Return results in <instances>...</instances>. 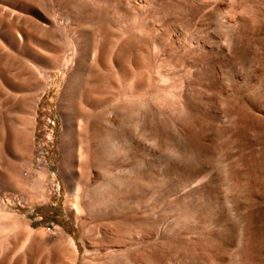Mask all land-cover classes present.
I'll return each mask as SVG.
<instances>
[{
  "label": "rangeland",
  "instance_id": "rangeland-1",
  "mask_svg": "<svg viewBox=\"0 0 264 264\" xmlns=\"http://www.w3.org/2000/svg\"><path fill=\"white\" fill-rule=\"evenodd\" d=\"M86 41L106 52L81 90L111 131L97 164L128 184L127 212L101 179L67 211L60 103ZM27 63L47 82L45 177L0 181V264H264V0H0V88ZM9 125L0 96L1 158Z\"/></svg>",
  "mask_w": 264,
  "mask_h": 264
},
{
  "label": "bare ground",
  "instance_id": "bare-ground-1",
  "mask_svg": "<svg viewBox=\"0 0 264 264\" xmlns=\"http://www.w3.org/2000/svg\"><path fill=\"white\" fill-rule=\"evenodd\" d=\"M8 33L10 37L16 38L13 31ZM78 53L79 59L60 103L64 118L62 163L70 187L67 211L69 214L77 215L79 213V196L75 190L78 188V186L75 187L77 184L83 185L87 193L91 194L95 189L92 187L93 183L97 179H101L103 183L98 184L99 189L105 190L109 198L108 201L116 204L122 212H127L126 202L130 197L125 185L128 186V184L123 183L125 184L123 186L119 184L120 182L109 180L107 178L109 176L101 172L102 170L101 173L99 172L100 168L97 164L99 154L110 148L111 145V131L107 122L103 121L102 113L98 108L101 100L93 95L92 90L86 92L85 96H82L81 91L83 78L87 72L84 60L89 57L94 58L97 67L103 69L106 64V52L104 49L95 48L90 41H86ZM45 59H48V56H45ZM4 77L5 81L0 88V96L10 121L11 136L8 141L3 138L4 157L2 158L7 164H3L0 157V181L2 180L1 182L6 185L27 186L29 181L34 178L36 183L41 184L45 177V170H34L31 167L33 160L31 158V140L36 118L34 108L37 100L46 90L47 82L44 71L40 66L27 63L17 74L6 70ZM104 185L107 187L104 188ZM72 186L75 188L72 189ZM68 243L76 255L77 250L73 240L69 239ZM74 261L75 259L70 264H73Z\"/></svg>",
  "mask_w": 264,
  "mask_h": 264
}]
</instances>
